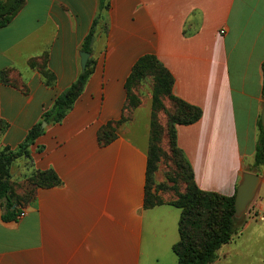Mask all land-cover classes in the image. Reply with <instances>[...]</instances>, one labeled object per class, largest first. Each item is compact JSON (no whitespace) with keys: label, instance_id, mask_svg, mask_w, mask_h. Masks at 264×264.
Returning <instances> with one entry per match:
<instances>
[{"label":"crops","instance_id":"obj_1","mask_svg":"<svg viewBox=\"0 0 264 264\" xmlns=\"http://www.w3.org/2000/svg\"><path fill=\"white\" fill-rule=\"evenodd\" d=\"M100 3L26 0L0 28V71L11 81L0 83V117L8 124L0 149L13 150L77 80L94 31L82 94L31 146L35 168L54 170L61 184L39 188L18 221L2 219L0 202V264L178 263L181 209L145 206L151 103H127L128 78L146 55L171 74L173 97L200 109L195 122L176 124L197 186L230 197L245 172L259 174L253 207L264 214V163L254 165L264 0H109L104 10ZM139 86L137 97L152 93L150 77ZM141 110L145 129L134 126ZM109 124L114 137L102 143L99 132ZM263 241L264 222L246 221L212 264H264Z\"/></svg>","mask_w":264,"mask_h":264},{"label":"trees","instance_id":"obj_2","mask_svg":"<svg viewBox=\"0 0 264 264\" xmlns=\"http://www.w3.org/2000/svg\"><path fill=\"white\" fill-rule=\"evenodd\" d=\"M26 0H0V28L7 26L24 6ZM109 0H101V10L107 8ZM94 31L92 30L83 44V51L91 52ZM87 63L85 72H81L77 80L59 95L53 106L43 114L42 121L37 123L27 134L23 142L16 148L0 149V202L2 205V219L4 221H18L21 213L20 202L16 198L11 179V166L19 158L32 159L31 146L37 138L45 132L42 122L58 123L64 120L69 110L82 94L84 87L93 71ZM152 79L153 113L162 106V97H168L174 104L173 112L168 114L167 137L171 156L176 168L183 176L186 191L175 201L153 202L148 193L145 194V206L169 203L181 209L179 222L180 240L173 246L178 258L177 264H212L217 259V251L230 243L238 233L239 228L246 222L245 214L235 217V197H227L214 192L201 190L194 178L193 170L182 151L177 147L176 124H190L200 117V109L189 105L172 95L173 78L155 56L141 57L134 65L127 81V103L135 107L138 97L133 92L135 87ZM262 96L264 100V62L262 63ZM9 71H0V83H10ZM156 119H152V136L149 152L147 175H152L158 157L159 129ZM8 128V124L0 117V135ZM258 138L255 153V167L264 163V126L261 118L258 120ZM114 137L110 124L99 132L102 143H108ZM36 186L51 187L61 184V180L52 169L36 170L32 175ZM237 190V189H236ZM16 205V207H14Z\"/></svg>","mask_w":264,"mask_h":264},{"label":"rangeland","instance_id":"obj_3","mask_svg":"<svg viewBox=\"0 0 264 264\" xmlns=\"http://www.w3.org/2000/svg\"><path fill=\"white\" fill-rule=\"evenodd\" d=\"M140 86H136L135 89H139ZM144 93L145 95H142V98L138 96L139 102L137 106L141 105L142 101L145 100L147 102L146 108L149 109L151 103V117L153 119L154 115V119H156V121L158 122V126L160 125L159 129L156 130L157 136L159 135L157 137L158 142L156 143L159 148L157 153L158 157H156L155 169L153 174H146L145 194L147 192L149 197L152 198L153 202L175 201L179 195L183 194L186 191V189L185 185L183 184V176L180 173L179 169L176 168V161L174 162V159L171 156L167 137L168 114L173 112L174 104L169 100L168 97H162V106L156 110V113H153L154 104L152 101L149 102L147 100L149 98V95L152 93L148 88ZM146 118L147 112L145 110H141L140 112H138V121L136 124H134V126H136V128L138 129H145ZM22 160L25 161L24 165L22 163ZM36 170L40 169L35 168V166L33 165V159L30 160L25 157L17 159L11 166V179L13 182L14 194L19 200L21 212L24 211L25 216L27 214V208L29 204L36 197L37 190L39 188H47L36 186V184L33 182L32 175ZM253 206L254 201L250 204L248 211L245 214V220L253 221L254 223H262V221H260L259 219V215L257 214L256 209ZM241 229L242 226L239 228L238 233L241 231ZM238 233L235 236H237ZM260 245L262 248V254L264 255V241L261 242Z\"/></svg>","mask_w":264,"mask_h":264},{"label":"water","instance_id":"obj_4","mask_svg":"<svg viewBox=\"0 0 264 264\" xmlns=\"http://www.w3.org/2000/svg\"><path fill=\"white\" fill-rule=\"evenodd\" d=\"M81 57V70L85 72L87 69V63L90 57V53L86 51L80 52ZM261 123L264 126V103L261 112ZM47 125L46 121H43L42 127ZM261 183V176L253 172H245L242 180L237 186L235 197V212L234 216L239 218L246 214L250 204L254 201L259 185ZM16 207V205L14 206Z\"/></svg>","mask_w":264,"mask_h":264},{"label":"built area","instance_id":"obj_5","mask_svg":"<svg viewBox=\"0 0 264 264\" xmlns=\"http://www.w3.org/2000/svg\"><path fill=\"white\" fill-rule=\"evenodd\" d=\"M247 211H248V210H247ZM256 212H257V211H256ZM246 213H247V212H246ZM257 214L259 215V219H260V221L264 222V215L259 214L258 212H257ZM24 216H25V212L23 211V212H21V213L18 215V219H22Z\"/></svg>","mask_w":264,"mask_h":264}]
</instances>
